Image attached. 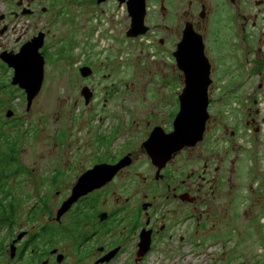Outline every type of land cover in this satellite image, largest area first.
Listing matches in <instances>:
<instances>
[{
	"label": "flooded vegetation",
	"instance_id": "1",
	"mask_svg": "<svg viewBox=\"0 0 264 264\" xmlns=\"http://www.w3.org/2000/svg\"><path fill=\"white\" fill-rule=\"evenodd\" d=\"M132 2L137 3L135 13L129 11ZM56 4L60 1L0 0V55L17 54L43 34L39 52L44 63L53 61L50 49L56 51L55 59H62L63 48L55 46L53 34L37 27L68 14L61 7L54 11ZM71 4L96 11L104 33L97 32L84 58H72L76 72L86 68L89 75L76 76L77 94L70 96L74 100L66 99L68 108L55 113L50 137L58 156L49 158L46 170H28L23 164L20 141L27 143L37 133L31 124L24 130L28 120L17 116L13 104L18 99L4 101L18 95L28 112L37 96L27 107L24 90L11 84L13 70L0 59V113L6 110L7 118L0 114V133L6 127L15 133L8 142L0 140L1 150L5 143L15 148V154L0 155V211L3 206L9 209L0 228L5 229L0 264H149L158 255L185 254L190 244L217 246L221 221L233 228L235 216L225 215L228 206L233 205L235 215L247 204L239 201L260 187L255 180L248 184L246 158L253 157L245 154L244 145L252 143L257 150L264 123V0ZM46 16H52L49 23ZM132 17H143V34L127 35ZM186 28L193 32L190 38L201 42L209 65V119L201 141L170 153L158 166L161 160H153L146 145L155 130L163 139L173 132L187 80L179 72L175 81L174 53ZM193 63L188 65L198 66ZM253 77L258 78L256 85ZM228 131V137L217 139L219 132ZM101 166L107 171L117 168L108 181L61 212L78 180ZM24 176L29 189L17 194L12 182ZM244 187L246 195L241 194Z\"/></svg>",
	"mask_w": 264,
	"mask_h": 264
},
{
	"label": "rangeland",
	"instance_id": "2",
	"mask_svg": "<svg viewBox=\"0 0 264 264\" xmlns=\"http://www.w3.org/2000/svg\"><path fill=\"white\" fill-rule=\"evenodd\" d=\"M59 1L60 4L55 5L54 11H57L61 7L68 14L60 17L55 15L52 25H46V23L41 21L37 27L47 29L53 34L51 38L55 41V46L63 48V58L58 59L56 57L55 59L54 55H56V51L53 52V49H50L53 61H48L44 65L42 91L40 90L37 100L30 111L26 112L25 104H21V99L18 98V95H15L13 98L4 99L5 102L18 99V102L15 100L13 104L17 103V116L21 119L23 117L27 118L28 120L26 125H24V130L29 129L30 124L32 130H36L37 135L34 136L33 134V136L29 137L27 143L23 140L20 141L21 150L19 151V156L23 164L29 168L28 170H46L49 165V158L58 156L50 135H53L55 128L54 117L56 111L59 108H68V105L65 106L64 101L66 99L70 101L74 100H71L70 96L75 97V94H77V85H74V82L79 73L76 72L75 63L72 61V58L81 59L82 55H84V58L88 51V45L96 43L98 39L97 32L98 36L104 33V23L100 20L102 18L95 15L98 13L90 6H76L71 4V0ZM51 17L46 16L47 23L50 22ZM97 27L99 29L94 31ZM68 42L71 45L67 46ZM72 42L77 46L74 47ZM97 51L98 49H95V53ZM137 53L135 51L132 55ZM155 71L156 67H154ZM179 72L175 63V81L179 76ZM148 78L150 79V77H147L145 81ZM257 80V77H253L255 85ZM69 103L71 105V102ZM262 103L260 107H264ZM5 111L0 113L3 119H7L4 116ZM260 128V134L258 135L260 143L258 142L259 146L257 147V150H260V154L257 155L258 152H256L257 150L255 151L254 144L248 142L244 145L246 147L245 154L248 157H253L250 160L246 158V164L249 168L247 181L250 186L251 181L255 180L253 183L255 187L256 184H259L260 187L256 188L259 192L251 194V197H247L245 194L246 187L242 188L241 194L246 196L239 203L246 202L247 204L239 206L235 215L233 205L228 206L225 215L227 218L235 216L233 228L230 230L226 226L227 221H221L222 234L219 238L220 240L217 241V246L190 244L186 248L185 254L158 255L155 258H150L148 260L149 264H264V197L261 196L264 194V123H262ZM41 131H43L42 134ZM12 133L13 131L10 130V127H6V130L0 133V140L3 142L9 137L11 138ZM13 134L15 135V133ZM228 136L229 131L219 132L217 139H225ZM16 137H18L17 134ZM3 146L1 145L0 147ZM24 177L21 181L15 182L16 180H14L12 182L15 185L14 192H17V194L18 192L25 193L29 189L30 180L28 177ZM222 204V209L218 208V213L220 214L224 212V200ZM4 232L5 229H0L1 246L5 243H2L5 237Z\"/></svg>",
	"mask_w": 264,
	"mask_h": 264
},
{
	"label": "water",
	"instance_id": "3",
	"mask_svg": "<svg viewBox=\"0 0 264 264\" xmlns=\"http://www.w3.org/2000/svg\"><path fill=\"white\" fill-rule=\"evenodd\" d=\"M136 6V2L129 4V11L135 13ZM144 32L143 17H132L130 30L127 35L135 37ZM190 35L193 36V32H189L188 28H186L183 39L174 53L176 67L181 73L186 75L187 80L185 88L178 98L179 109L173 122V132L163 139L159 132L155 130L146 145L148 154L153 160H161V163H155L158 166L164 164L170 153L178 151L185 146L195 145L201 141L205 124L209 119L207 113L208 99L206 96V88L209 84V65L203 54L201 42L197 38H190ZM43 37V34H39L29 43L23 45L17 54L0 55V59L8 68L13 70L11 84L24 90L27 97V107H30L32 101L39 94L44 79L45 63L43 56L39 52V49L43 46ZM190 60L194 61L198 66H189ZM193 70H197V72L194 73ZM79 74L81 77L86 78L89 72L86 68H82ZM188 75L190 80H188ZM189 86L194 87L197 91L195 96L189 90ZM85 92L86 88L83 89L82 95L87 103L88 98ZM10 116L11 112L8 111L6 117ZM116 168L117 166L107 171L101 166L85 173L78 180L71 198L63 205L61 212L69 208L85 192L97 188L108 181Z\"/></svg>",
	"mask_w": 264,
	"mask_h": 264
},
{
	"label": "trees",
	"instance_id": "4",
	"mask_svg": "<svg viewBox=\"0 0 264 264\" xmlns=\"http://www.w3.org/2000/svg\"><path fill=\"white\" fill-rule=\"evenodd\" d=\"M6 142L9 141V138L7 140H4ZM5 150H1L0 149V155H12L13 153L15 154V148L14 146L12 148H7V144L8 143H5ZM1 176V174H0ZM1 181V180H0ZM0 188H1V185H0ZM0 202H2V200H0ZM9 212V209L6 208L5 206H3V208L1 209L0 211V228L3 226L2 224H4V220H5V215Z\"/></svg>",
	"mask_w": 264,
	"mask_h": 264
}]
</instances>
